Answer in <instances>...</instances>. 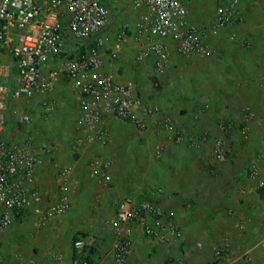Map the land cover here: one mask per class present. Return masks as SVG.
<instances>
[{
	"label": "built area",
	"instance_id": "built-area-1",
	"mask_svg": "<svg viewBox=\"0 0 264 264\" xmlns=\"http://www.w3.org/2000/svg\"><path fill=\"white\" fill-rule=\"evenodd\" d=\"M122 1L0 0V52L11 59L9 64L0 62V233L10 227L14 217L27 210L34 211L41 228L70 210L72 167L59 170L58 192L43 206L41 194L34 186V174L43 164L42 152L48 153L49 146H35L32 135L18 140L7 137L11 102L47 96L59 83H65L78 109L75 149L105 143L108 137L102 125L106 119L121 120L138 131H146L159 117L160 108L141 100L134 80L117 82L106 73L103 54L114 61L122 52L131 51L134 64L151 61V77L159 78L174 53L184 58L211 56L214 50L209 39L219 36L231 23L240 2L219 0L211 21L202 29L189 21L185 0H130L128 10L135 14L134 24L110 30L113 14H122ZM229 39L241 40L236 33H231ZM69 40H73L71 45L67 44ZM242 44L250 46L248 40ZM142 69H137L140 76ZM42 107L49 114L54 103L46 99ZM31 122L28 113L15 118L17 127L26 128ZM156 125L158 133L176 144L195 146L206 140L205 136L175 131L168 117H162ZM243 131H247L246 127ZM163 149L164 145L155 147L157 157ZM227 155L223 140H214V160L224 163ZM91 163L103 181L110 180L108 159L94 158ZM248 174L257 189H264V153L251 161ZM162 218L164 211L154 198L127 197L118 201L108 223L111 235L108 264H129L136 230L161 244L178 238L181 234L178 226L161 221ZM245 225L244 221L236 227L243 229ZM90 244L89 239H76L69 262L56 253L51 264H92L85 252ZM228 247V239H224L216 251L218 264H222ZM245 255L241 258L247 261ZM16 263L35 264L21 257L16 258ZM0 264H6L1 255Z\"/></svg>",
	"mask_w": 264,
	"mask_h": 264
},
{
	"label": "rangeland",
	"instance_id": "rangeland-1",
	"mask_svg": "<svg viewBox=\"0 0 264 264\" xmlns=\"http://www.w3.org/2000/svg\"><path fill=\"white\" fill-rule=\"evenodd\" d=\"M129 1L121 2L124 4L122 14H113L110 30L122 28L125 24L132 27L134 24L135 14L128 10ZM218 2L185 0L189 21L203 29L211 21ZM231 33H236L241 40L230 41ZM244 40L250 42L249 47L243 46ZM72 43L73 40L67 41V44ZM209 43L214 50L211 56L184 58L174 53L162 77L149 75L145 77L146 85L140 84V88L149 94V101L160 108L157 122L162 117H168L165 113L169 110H177L183 104L193 105V111L198 115L209 111L211 97H220L226 94V88L232 87L229 81L233 80L229 78L228 85L226 75L235 74L237 62L243 58V53L258 52L264 64V0H240L231 23L219 36L209 39ZM132 80L137 83L135 79ZM58 86L47 96L11 102L8 132L14 138L32 135L38 145L49 146L47 155L57 162L51 178L54 192H58L56 178L59 170L71 163V167L78 163V174L82 178L80 184L73 188L78 192L85 191L87 201L82 205L73 203L70 192V210L52 220L62 228L59 230L62 237L72 246L76 239L87 237L88 234L81 232V228L92 225L107 232L118 201L127 197L135 200L156 198L158 195L165 204L162 208L164 220L178 226L181 234L174 240L173 250L171 248L165 253L156 251L150 244V248L142 252L143 255L146 252V258H149L148 261L145 258V264H218L216 251L224 239L230 240V232L235 224L242 222L236 215L237 209L244 208L242 195L250 188L258 191L255 181L249 178L248 167L263 150L260 147L245 149L250 140L248 130L243 131L245 126H227L226 121L220 119L215 126L223 135L215 136L211 141L209 134L199 133L195 135L205 136L204 143L191 146L185 142L176 144L170 141L167 145L166 137L162 135L160 140L153 125L141 132L121 120L106 119L102 125L108 137L105 143L95 142L75 149L77 103L65 83ZM136 86L138 88V84ZM46 99L54 103V110L49 114L43 112L42 102ZM21 113H28L32 117V122L26 128L15 124V118ZM216 139L223 140L228 153L226 162L221 164L213 156V142ZM157 145H164L159 157L155 154ZM61 151L63 153L58 155ZM115 153H118L120 167L125 173L105 182L91 162L94 158H104L114 166ZM58 157L65 160L64 163ZM73 188L70 187V191ZM49 194L48 202L53 200L54 195ZM36 224V215L31 210L14 217L8 229L20 236L17 247H29L28 242L37 235L36 231L45 237L41 233L47 230L37 228ZM145 238L142 236V239ZM246 241L229 243V251L223 253L222 264L245 253L248 260L242 259V264H252L248 248H244ZM10 253L9 261L13 264H17V257L37 264L34 255ZM263 253L261 250L259 259Z\"/></svg>",
	"mask_w": 264,
	"mask_h": 264
},
{
	"label": "crops",
	"instance_id": "crops-1",
	"mask_svg": "<svg viewBox=\"0 0 264 264\" xmlns=\"http://www.w3.org/2000/svg\"><path fill=\"white\" fill-rule=\"evenodd\" d=\"M241 56L243 58L237 62L235 74L231 73L232 75H226L227 83L229 78L233 80V82L231 80L229 81V83L232 84V87L226 88L224 91L226 94L220 95V97H211V108L209 111L205 114L198 115L193 111V105L183 104L181 107H178L177 110L172 109L165 113L168 115L175 131L192 135L207 133L210 136L209 141H211L213 137L223 135L217 130L215 125L218 120L224 119L227 126L231 125L232 127H236L241 125L246 127L248 130V138L250 139L247 147H245L247 151L249 148L260 147L263 150L260 152L264 153V64L261 62L260 55L256 51L253 53H243ZM132 57L133 54L131 51H124L116 60L111 61L106 54H103V60L105 62L104 71L110 74L117 82H122L131 78L135 79L140 90L138 95L141 100L146 104L155 105V103L149 101V94L147 92L145 93L144 89L140 88V84L146 85L145 77L152 75V69H150L152 68V63L151 61H148L145 64L136 65L134 64ZM0 62L9 64L11 63V59L7 54L1 51ZM137 69L143 70L141 75L143 76L142 78L137 73ZM229 83L228 85H230ZM246 109H248V112ZM156 124L157 120L155 122L152 121L150 126L153 125L154 132L161 140L162 135L158 133ZM226 131L227 129H225V132ZM7 137L12 140H18L23 136L19 135V137L14 138L13 134L7 131ZM166 143L168 145L170 141L167 140ZM34 145L37 147L39 146L35 138ZM232 148H234V146ZM62 153L63 151L58 153V155ZM41 155L43 158V164L35 171L34 186L40 192L42 205L45 206L48 203L49 196L47 195H51L49 193L54 194L51 198L53 199L57 194L51 186V178L54 174L53 171L54 168H56L55 166L57 162L54 159L51 160L45 152H42ZM113 158L115 159V165L110 166L108 175L111 179L115 180L116 175L120 176L125 172H123V169L120 167L121 162H119L118 153L113 154ZM58 160H60V157H58ZM64 161L60 160V162L63 163ZM71 164L68 166L71 167ZM77 166L78 163L75 164L74 167L72 166L73 172L70 178L71 188L80 184L79 180L82 178V176L78 174L79 170ZM245 191V194L242 195L244 197L242 201L244 208L237 209L238 212L236 215L239 217L240 221H245L246 225L238 232L235 224V227L231 229V238H229L230 240H228V242L234 243L235 240H237V242L240 241L244 243L248 239L245 245L251 244V246L246 245L244 248H248L250 260L253 261L252 264H264V253L259 259L261 250L264 252V226H262V223L264 222V199H262L258 192L253 188ZM70 192L72 194L71 198L73 203L82 205L83 202L87 201L85 200V191L78 192L77 189L73 188ZM154 199L162 208L164 207L165 204L162 203L163 201L158 195ZM23 214L24 213L21 215ZM161 221H165L164 218H162ZM36 227L40 228L38 224H36ZM247 227L248 229L245 231ZM40 229L47 230L46 232L42 231L41 233L45 235V237L40 236L39 232L36 231L35 233H37V235L29 240V247L27 248L25 245L17 247V241L20 238V236H16L18 233L13 234L9 229L0 233V255L4 258L6 264H13L9 261L10 252H24L25 255H34L37 264H51L53 255L60 253L63 255L65 261L69 262L72 257V247L70 242L62 237V232H59L62 228L57 226L56 221H51L46 227ZM80 231L87 233L88 235L86 239L91 241L92 264H108L111 260V235L109 234V231L106 230L107 232H104L102 228L97 229L92 225L81 228ZM243 231H245V234ZM142 236L143 235L139 230L134 232L133 248L129 258V264H145L144 261L147 257V253L145 252L146 255H143V253L144 250L146 251L150 248V244L151 247H154L156 251L161 253L170 251L171 248L173 250L175 246L174 240L170 243L161 244L148 238L142 239ZM146 259V261H148L149 258ZM241 260V255H236L231 259H227L226 264H242Z\"/></svg>",
	"mask_w": 264,
	"mask_h": 264
},
{
	"label": "trees",
	"instance_id": "trees-1",
	"mask_svg": "<svg viewBox=\"0 0 264 264\" xmlns=\"http://www.w3.org/2000/svg\"><path fill=\"white\" fill-rule=\"evenodd\" d=\"M258 194H259V196L262 198V199H264V189H258ZM86 255H87V258H88V260L90 261V262H92L91 261V253H92V249H91V247L89 246L87 249H86Z\"/></svg>",
	"mask_w": 264,
	"mask_h": 264
}]
</instances>
